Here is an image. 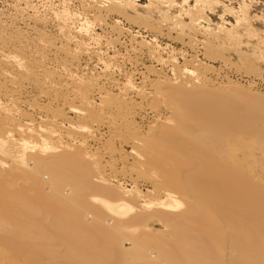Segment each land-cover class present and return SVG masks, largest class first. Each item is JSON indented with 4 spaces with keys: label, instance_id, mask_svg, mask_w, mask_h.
I'll list each match as a JSON object with an SVG mask.
<instances>
[{
    "label": "bare ground",
    "instance_id": "6f19581e",
    "mask_svg": "<svg viewBox=\"0 0 264 264\" xmlns=\"http://www.w3.org/2000/svg\"><path fill=\"white\" fill-rule=\"evenodd\" d=\"M104 1L80 29L98 44ZM24 34L0 19V264H264L263 104L137 33L126 74L109 48Z\"/></svg>",
    "mask_w": 264,
    "mask_h": 264
},
{
    "label": "rangeland",
    "instance_id": "374dc122",
    "mask_svg": "<svg viewBox=\"0 0 264 264\" xmlns=\"http://www.w3.org/2000/svg\"><path fill=\"white\" fill-rule=\"evenodd\" d=\"M93 1L0 0V19L10 30H20L30 39L40 34L55 38L67 33L90 43L94 53L99 52L100 47L109 48L107 53L116 55L113 63L120 65L125 74L136 67L128 60L131 56L129 46H126L127 33H137L140 39L158 41L164 48L165 58L173 55L180 65L197 69L208 84L237 86L243 94L264 106V0H131L135 9H129L128 14L148 18L154 26L152 29L122 17L116 11H109L112 2L105 0L102 14L106 20L90 25L93 35L102 36L100 44L80 32L88 18L93 17L91 11L90 14L85 11ZM155 7L156 12L153 11ZM116 21L127 32L120 35L119 42L107 45L106 39L117 38L112 28ZM102 55L108 59L106 53V56ZM140 56L141 66L158 65L146 54L140 53ZM97 58L98 55L90 60L85 55L82 61H91L90 65L99 69L101 64L97 63ZM125 74L117 72V78L121 80ZM261 123L264 128V122ZM262 167L264 165L257 166V171L264 176Z\"/></svg>",
    "mask_w": 264,
    "mask_h": 264
}]
</instances>
